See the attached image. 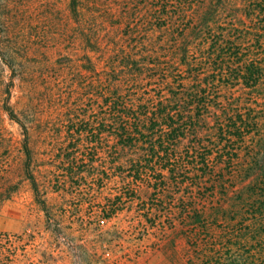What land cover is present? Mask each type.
<instances>
[{
    "label": "trees",
    "instance_id": "16d2710c",
    "mask_svg": "<svg viewBox=\"0 0 264 264\" xmlns=\"http://www.w3.org/2000/svg\"><path fill=\"white\" fill-rule=\"evenodd\" d=\"M187 3H132L124 33H117L124 13L121 21L105 20L118 16L117 6L74 1L73 48L62 64L50 62L47 50L42 55L51 64L40 66L24 37L4 32L0 80L10 74L0 113L20 127L24 178L47 216L52 195H79L88 187L86 204L102 215L131 206L143 225L152 220L155 228L170 221L174 194L232 190L239 204L229 208H239V218L228 223L227 205L212 225L202 217L201 264H264V0L209 2L195 9L197 19L183 14ZM39 80L51 85V102L58 95L53 106L59 107H51L62 117L57 130L27 113L34 108L27 86ZM17 82L29 99L25 120L10 103ZM2 129L0 121V209L19 188ZM111 185L117 191L108 196ZM13 238L0 234V264L20 256Z\"/></svg>",
    "mask_w": 264,
    "mask_h": 264
},
{
    "label": "rangeland",
    "instance_id": "374dc122",
    "mask_svg": "<svg viewBox=\"0 0 264 264\" xmlns=\"http://www.w3.org/2000/svg\"><path fill=\"white\" fill-rule=\"evenodd\" d=\"M74 1L80 2L82 7L90 4H98L101 7L117 6L118 16L113 14L110 19L107 15L105 20L107 25L116 19L121 21L124 13L122 26L115 29L117 33H124L123 24L129 22L125 19L130 12L128 9L133 7L131 4L150 0H0V5L6 6L0 7V35L9 31L24 37L28 41L30 51L40 57V66L51 64L42 55V52L47 50L51 54L50 62L64 61L73 48L76 24L71 8ZM188 1L187 10L183 14L195 19L198 15L195 10L197 7L203 8L209 2L219 3V0ZM186 5L182 6L186 7ZM45 42L49 45L48 48L44 47ZM32 65L34 66L35 63ZM42 69H50V67ZM9 74L5 72V79L0 80V90L4 92L8 88L9 79L6 77ZM20 85L21 83L17 82L15 87L10 86L12 87L10 103L25 120L24 116L27 115L23 110L27 109L29 99L23 95V88ZM50 89L51 85L46 83V80H39L35 87L27 86V90H31L34 97V108L30 107L27 113L43 116L49 123L42 126L53 131L60 128L54 122L62 117L51 109L59 105L53 106L55 101H58L57 94L53 96V102L50 101ZM6 97L7 95L2 99ZM39 116L36 117L39 119ZM0 121L2 133L5 134L7 147L10 150L13 168L11 180L19 186L16 194L0 209V234L14 235L13 246L19 247L20 256L11 264H201L202 217H207L208 224L212 225L217 221L216 217L221 213V207L227 205L228 210L225 215L228 223L239 218V208L237 210L229 208L234 205L231 202L236 201L235 203L239 204L236 199L239 195L235 191L231 190L228 196L219 193L201 196L200 193L196 195L198 198H194L185 190L183 193L174 194L175 201L172 200L171 203L175 204L170 212V221H166L165 216V221L162 222L164 225L161 223L153 228L152 220H148L147 225H143L136 208H131L130 205L129 208L128 206L123 208L115 215H102L98 212V207L93 208L86 204L92 199L89 195L91 189L88 187L79 195L71 190L58 198L51 194L54 199L49 201L51 211L47 216L34 201L32 188L24 178L22 166L24 156L20 144L23 137L20 127L3 113H0ZM0 144H2L1 140ZM117 183L120 190L123 179L118 180ZM96 184L101 185L100 182ZM242 184L243 181L237 180L233 186L239 189ZM111 188L106 190L107 195L109 192L116 194L117 189L114 191L112 185ZM192 201L193 206L199 207L198 215H194L190 208ZM181 202H184L192 218L186 219L187 212L181 211ZM80 205L83 206L79 207ZM181 219L184 221L182 222ZM220 228L216 226V229ZM244 232L249 233V229Z\"/></svg>",
    "mask_w": 264,
    "mask_h": 264
}]
</instances>
